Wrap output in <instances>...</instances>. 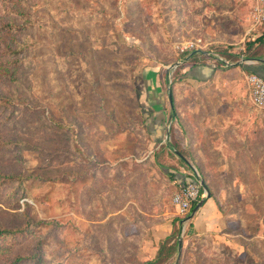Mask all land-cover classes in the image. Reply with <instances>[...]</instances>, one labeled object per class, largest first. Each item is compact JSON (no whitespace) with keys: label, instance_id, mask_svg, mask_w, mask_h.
<instances>
[{"label":"rangeland","instance_id":"rangeland-1","mask_svg":"<svg viewBox=\"0 0 264 264\" xmlns=\"http://www.w3.org/2000/svg\"><path fill=\"white\" fill-rule=\"evenodd\" d=\"M21 3L16 11L0 8V24L20 27L0 32V98L14 104L0 108V175L14 177L0 185V226L27 230L0 241V257L140 264L143 239L164 203L177 223L159 247L176 235L181 243L178 261L177 244L166 264H254L248 253L264 264V160L226 162L224 174L222 162H189V172L209 182L208 197L221 214L214 230L189 237L184 223L191 211L175 217L170 202L174 178L163 169L169 160L154 151L149 162L153 148L142 142L136 91L149 68L171 80L184 52L201 53L215 67L250 63L245 44L264 32L251 28L253 0ZM10 45L22 51L9 55ZM245 90L244 102L253 106ZM190 91L176 94L180 115L197 96ZM57 122L72 125L76 143L95 161L75 152L71 132ZM144 156L148 161L139 160ZM241 241L249 246L236 252Z\"/></svg>","mask_w":264,"mask_h":264},{"label":"crops","instance_id":"crops-1","mask_svg":"<svg viewBox=\"0 0 264 264\" xmlns=\"http://www.w3.org/2000/svg\"><path fill=\"white\" fill-rule=\"evenodd\" d=\"M259 59L264 60V49L263 56ZM247 72H254L264 77V61L248 64L228 63L224 67L205 63L187 68L182 78L191 87L190 92H197V96L190 98L189 110H181V115L177 108L175 112L173 105H170L168 92L171 88L168 87L169 82L167 83L160 68H149L140 73L136 91L143 118L142 142L153 148L149 162L156 157L153 155L156 154L154 151H160L169 160L167 168L163 167V169L167 173L171 171L175 173L172 186L176 185L178 189L181 182L191 178L189 162H222L220 169L224 174L226 162L264 160V110L244 102L245 89L248 92L244 80ZM176 88L177 86L173 91ZM170 116L172 119L170 129L172 127L173 137L183 154L177 150H173V154H170L172 149L170 129L167 133ZM139 160L148 161V158L144 156ZM203 167L206 168L205 165ZM203 167L200 165L199 168L203 169ZM202 180L211 193L209 182L204 178ZM171 215L170 207L164 203L160 210L153 214L155 220L143 239L144 245L139 255L142 262L153 259L158 253L159 242L167 239L173 232L174 224L177 222ZM174 215L177 217L176 213ZM220 215L214 198L205 197L197 212L190 219L185 220L184 227L188 236L214 230L219 225ZM130 226L131 224L125 225V229Z\"/></svg>","mask_w":264,"mask_h":264},{"label":"trees","instance_id":"trees-1","mask_svg":"<svg viewBox=\"0 0 264 264\" xmlns=\"http://www.w3.org/2000/svg\"><path fill=\"white\" fill-rule=\"evenodd\" d=\"M21 1L22 0H0V8L3 9V11H5V10L16 11L15 9L20 10V7H21L20 5L22 4ZM261 26H264V24ZM258 27H256L255 29H257ZM17 29H20V27H18L15 24L14 20H12L11 22H8V23L3 22V24H0V32H3L4 34H12ZM25 48L27 49V45L25 46ZM263 49H264V32L261 33L256 38H254L253 40H249L245 44L244 51L242 52L243 58L245 60L259 59L263 56ZM20 51H22V47L19 50H17V49H12V45L8 46V54L9 55H15L16 53H19ZM185 55H187V56L189 55V56L187 57ZM183 56H185L183 63H179L180 65H178L176 67V69L173 72V77L169 83H168V79H167L168 76L164 74L166 81L168 83L167 85L172 90V105H173L175 112H176V105L174 104V100L176 98V94L178 93L179 88L187 87V86L189 87V84L186 83L185 80H183V78H182L183 74H180L179 70H181L182 68H184L186 66L188 68H191L197 64H205V62H202V59L205 57L201 53L184 52ZM227 57L230 60L232 59L234 61H237V57L233 54H227ZM246 69H247V67H246ZM176 86H177V88L175 89V91H173L174 87H176ZM9 105L12 106L14 104H13V102H10V104H9L6 99L0 98V108H9ZM140 117H141V122H142L143 118H142L141 113H140ZM175 117H176V113H175ZM57 125L60 128L63 127L66 130L71 132V135L74 138L73 149L75 150V152L77 154H79L80 157L83 156L85 153V156L87 157V161L90 162L92 159H93V161H95L93 157H90L89 155H87L86 152L84 151V149H82L80 147V145L76 143V130L72 127V125L62 126L63 123H60V122H57ZM170 137H171V147H172V149H170V151H171L170 154H173V150L174 151L177 150L178 152L183 154L181 147L177 144V141L173 137L172 127L170 129ZM138 152H139V149H136L134 151V153H138ZM134 164L140 165L136 161H134ZM129 169H131V168H129ZM129 169H127V170H129ZM174 176H175L174 172H172V171L169 172V177H168L169 179L172 180L174 178ZM13 179H14V177H12V176H1L0 175V185L9 184L11 181H13ZM173 186L175 187V189H173V191L174 192L177 191L178 190L177 186L176 185H173ZM199 193H200V195L203 193L202 186L199 187ZM200 199H201V196H199L197 198V200L193 202L190 211H192V209L194 208V206L197 204V202ZM203 201H204V199H203ZM26 230H27L26 227L25 228H6V227L0 226V241H2L3 239H6V238H10V237L14 238L17 235H21ZM177 244H178V235L174 236V240H173V242H171V244L166 245V246L165 245L163 246V244H162L158 249L157 255L153 259L147 260V261L142 262L140 264H166V262H168V260L172 257V254L175 251V245H177ZM248 246H249V244L247 242L241 241V242H239V245L236 244V246H234V247H235V250L237 252L238 250L236 249V247H238V248L241 247L242 249L243 248L245 249V247H248ZM248 258H249V262L252 261L254 264L259 263L256 254L248 253ZM24 259L25 258L22 256H16L13 259H11L10 262L7 263V261H5L3 258L0 257V264H21L24 261Z\"/></svg>","mask_w":264,"mask_h":264},{"label":"built area","instance_id":"built-area-1","mask_svg":"<svg viewBox=\"0 0 264 264\" xmlns=\"http://www.w3.org/2000/svg\"><path fill=\"white\" fill-rule=\"evenodd\" d=\"M251 28L264 24V0H253L250 11ZM249 99L255 107L264 110V77L254 72L244 76ZM170 82V79L168 80ZM191 178L181 182V186L172 194L171 204L179 217H186L194 201L200 196V180L197 172L190 173Z\"/></svg>","mask_w":264,"mask_h":264},{"label":"water","instance_id":"water-1","mask_svg":"<svg viewBox=\"0 0 264 264\" xmlns=\"http://www.w3.org/2000/svg\"><path fill=\"white\" fill-rule=\"evenodd\" d=\"M263 61H264L263 59H250L249 60V62H253V63L263 62ZM168 98H169L170 105L172 106V93H171V90H169V92H168ZM171 122H172V119H171V116H170L169 117V122H168V125H167V133L169 132ZM200 185L203 187V189L205 191V194H206L205 197H208L210 195L209 191L207 190V187H206V185L204 184V182L202 180H200ZM203 199H204V197H201V199L197 202V204L194 206V208L192 209L191 213L189 214V216H187V218L185 220L190 219L197 212V210L203 204ZM180 247H181V243H180V240H178V256H177L176 262L178 261L179 256H180Z\"/></svg>","mask_w":264,"mask_h":264}]
</instances>
